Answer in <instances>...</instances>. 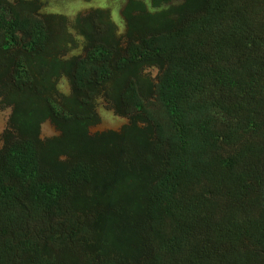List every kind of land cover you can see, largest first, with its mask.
<instances>
[{
	"label": "trees",
	"instance_id": "trees-1",
	"mask_svg": "<svg viewBox=\"0 0 264 264\" xmlns=\"http://www.w3.org/2000/svg\"><path fill=\"white\" fill-rule=\"evenodd\" d=\"M149 6L0 0V264H264V0Z\"/></svg>",
	"mask_w": 264,
	"mask_h": 264
},
{
	"label": "rangeland",
	"instance_id": "rangeland-1",
	"mask_svg": "<svg viewBox=\"0 0 264 264\" xmlns=\"http://www.w3.org/2000/svg\"><path fill=\"white\" fill-rule=\"evenodd\" d=\"M37 4L41 6L40 14L55 15L58 18H64L65 26L68 35L77 42L78 49L75 54H79L81 47L85 45L83 37H81L76 28L75 21L79 17L86 16L91 11L100 10L104 13H109L111 21L116 25L117 37L124 36L126 32V23L124 21L122 12L128 3V0H36ZM146 4L150 10V0H141ZM153 11V10H152ZM74 50H71L68 57L73 56ZM65 57L63 59H66ZM153 78L157 74L155 68L146 69ZM59 93L68 96L70 94V87L65 78H60L57 84ZM11 110L0 106V148L2 145V134L7 130V121ZM96 112L100 117L99 125L90 129L91 133L104 132V131H119L125 124L127 119L122 118L114 113L101 97L96 100ZM58 136V133L48 123L42 125L40 137L42 139Z\"/></svg>",
	"mask_w": 264,
	"mask_h": 264
},
{
	"label": "clouds",
	"instance_id": "clouds-1",
	"mask_svg": "<svg viewBox=\"0 0 264 264\" xmlns=\"http://www.w3.org/2000/svg\"><path fill=\"white\" fill-rule=\"evenodd\" d=\"M1 107H2V106H1ZM4 108H6V107H4ZM7 108H9V107H7ZM9 109L11 110V108H9ZM10 114H11V112H10ZM97 114H98V113H97ZM9 116H10V115H9ZM98 116H99V115H98ZM99 118H100V117H99ZM8 119H9V118H8ZM46 123H48L50 126H52L49 122H45L44 124H46ZM44 124H42V125H44ZM97 125H99V124H97ZM97 125H96V126H97ZM41 127H42V126H41ZM52 127H53V126H52ZM94 127H95V126H94ZM91 128H92V127H91ZM91 128H90V129H91ZM53 129H54V127H53ZM90 129H89V130H90ZM40 130H41V129H40ZM54 130H55V129H54ZM55 131H56V130H55ZM110 131H111V130H110ZM104 132H105V131H104ZM57 133H58V132H57ZM96 133H100V132H96ZM40 134H41V133H40ZM93 134H94V133H93ZM41 139H42V138H41Z\"/></svg>",
	"mask_w": 264,
	"mask_h": 264
}]
</instances>
